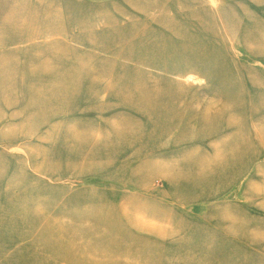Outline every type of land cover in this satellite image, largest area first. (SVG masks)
Listing matches in <instances>:
<instances>
[{"label": "rangeland", "instance_id": "374dc122", "mask_svg": "<svg viewBox=\"0 0 264 264\" xmlns=\"http://www.w3.org/2000/svg\"><path fill=\"white\" fill-rule=\"evenodd\" d=\"M0 264H264V0H0Z\"/></svg>", "mask_w": 264, "mask_h": 264}, {"label": "bare ground", "instance_id": "6f19581e", "mask_svg": "<svg viewBox=\"0 0 264 264\" xmlns=\"http://www.w3.org/2000/svg\"><path fill=\"white\" fill-rule=\"evenodd\" d=\"M213 124V123H212Z\"/></svg>", "mask_w": 264, "mask_h": 264}]
</instances>
